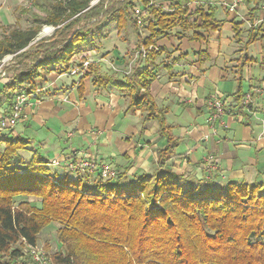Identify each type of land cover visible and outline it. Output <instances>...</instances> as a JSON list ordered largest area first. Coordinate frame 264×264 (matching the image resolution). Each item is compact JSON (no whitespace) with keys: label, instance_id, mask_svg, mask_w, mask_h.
I'll list each match as a JSON object with an SVG mask.
<instances>
[{"label":"trees","instance_id":"1","mask_svg":"<svg viewBox=\"0 0 264 264\" xmlns=\"http://www.w3.org/2000/svg\"><path fill=\"white\" fill-rule=\"evenodd\" d=\"M91 1L45 4L38 12L28 11L29 28H12L0 36V64L13 56L3 70L8 77H3L4 82L0 79V118L11 114L15 94H34L52 73L63 76L76 71L81 79L86 78L83 75L92 63L86 69L83 62L71 68L73 57L93 48L103 29L114 23L119 31L131 28L139 38L131 60L120 68L127 69L134 60L132 69L128 76L119 73L123 80H113L90 67L96 77L94 86L110 84L118 90L129 99L128 110H142L146 118L156 119L160 135L171 144L148 91L155 75L147 65L162 52L151 47L152 40L169 37L175 28L197 27V21L190 22L194 16L199 20L197 28L215 32L219 27L215 9L198 6L189 12L188 4L195 0H170L167 5L162 0L157 4L153 0H98L90 6ZM261 1L252 0L245 48L258 38L253 14ZM136 6L143 11L142 29L149 33L144 38L132 17ZM42 25L52 26L54 32L38 40ZM192 38L200 40L196 34ZM261 39L264 50V36ZM141 48L145 58L141 54L135 58ZM249 62L257 61L244 59L238 65L235 97L240 110L245 108L241 74ZM79 88L82 94L83 86ZM7 132L0 133V264H24L22 245L35 247L40 232L54 222L60 225L57 239L61 245L54 264H264L263 183L187 179L167 166L174 153L169 144L158 150L157 167L151 174L133 179L119 174L104 182L97 173L69 171L75 173L71 177L64 167L59 175L36 153L29 162L22 158L20 153L29 151V143Z\"/></svg>","mask_w":264,"mask_h":264},{"label":"crops","instance_id":"2","mask_svg":"<svg viewBox=\"0 0 264 264\" xmlns=\"http://www.w3.org/2000/svg\"><path fill=\"white\" fill-rule=\"evenodd\" d=\"M55 1L58 0H0L1 34L12 28H29L28 11L38 12L45 4ZM153 1L160 3V0ZM229 1L195 0L188 4L189 12H194L198 6L214 8L217 31L197 28L200 24L194 16L190 22L197 21V27L175 28L169 32V37L152 40L151 47L162 52L147 65L155 75L148 91L163 117L171 144L160 135L156 119L146 118L142 110H128L129 99L118 90L110 84L94 86L96 77L92 68L102 76L123 80L103 61H113L124 69L138 48L139 38L133 30L127 27L119 31L113 23L103 29L102 37L94 41L93 48L73 57L75 64L71 68L81 62L92 63V68L87 66L83 75L86 78L81 79L76 73L63 76L52 73L46 77L41 102L27 106L9 131L11 137L29 143V151L21 152L20 156L27 162L33 153L45 160L53 156L64 167L70 161L89 159L109 164L118 176L125 174L133 179L151 174L157 167L158 150L169 144L174 153L167 166L187 179L212 177L218 184H264V50L261 39L264 13L258 5L253 21L260 32L256 42L245 48L253 2L245 0L229 13ZM97 3L98 0H93L90 6ZM162 3L167 5L168 2ZM47 27L53 28L42 25L43 29ZM235 27H238V38ZM47 34L41 29L38 40L52 35ZM194 34L200 36L199 41L193 40ZM141 35L144 38L149 33L141 29ZM244 59L257 62L247 63L242 70L241 84L246 86L241 90V102L244 103V97L250 93L251 103L240 110L235 94L238 65ZM254 88L259 92H251ZM214 95L230 106V112L213 130L206 121V107ZM209 155L215 157L218 165L214 176H207L203 169V161Z\"/></svg>","mask_w":264,"mask_h":264},{"label":"built area","instance_id":"3","mask_svg":"<svg viewBox=\"0 0 264 264\" xmlns=\"http://www.w3.org/2000/svg\"><path fill=\"white\" fill-rule=\"evenodd\" d=\"M170 0H162V2H168ZM245 0H230L227 3V11L229 13H233L237 7ZM153 3H149L147 6H151ZM260 10L264 13V0L260 2L259 4ZM142 8L140 6H136L133 10V17L135 20V24L138 29H142L143 27V20H142ZM43 31H47V35H51L54 32V28H44ZM141 54L142 58H145V49L141 48V50L135 55L138 56ZM13 56H8L3 59L0 68L5 64L8 60H10ZM105 62V66L108 67L109 70L113 73H120L124 76H128L131 72L133 61L129 63L127 66V69L121 70L119 67H117L112 61H103ZM89 62L84 63L83 68H86L88 66ZM76 71H73L71 74H75ZM2 76H5V73H1ZM251 92H259L258 89L254 88ZM41 93V90H36L34 94H25V93H17L14 96L13 100V107L11 114L9 117H2L0 118V133L12 129L15 127L17 122L20 120L23 110L32 104H37L38 102H41V100L38 98ZM250 93H248L245 96L244 104L245 106H249L251 103V97ZM65 101V100H64ZM207 124L212 126V129L214 130V127L216 124L221 125L220 121L222 118L230 112V106L225 104L224 101H222L218 95H214L212 98H210L207 101ZM203 169L207 176H211L212 174H215L217 171V161L214 156L209 155L207 156L203 161ZM52 164L54 166H59L60 163L56 160L52 161ZM66 169L69 171H75L80 172L82 174H86L88 176L94 175L95 173L99 174L100 178L105 181L114 180L118 177V174L116 170L109 164L105 163H96L89 159H80L79 161H70L66 165ZM30 249V253L34 259L35 262L41 264L40 255L35 251L34 247H28Z\"/></svg>","mask_w":264,"mask_h":264},{"label":"rangeland","instance_id":"4","mask_svg":"<svg viewBox=\"0 0 264 264\" xmlns=\"http://www.w3.org/2000/svg\"><path fill=\"white\" fill-rule=\"evenodd\" d=\"M30 22H28L27 26H29V25L31 26L32 23H30ZM24 29H27V28L25 27ZM41 29L43 30V28H41ZM0 35H2L1 32H0ZM12 58L10 60H8L5 64H3V66L0 68V79H1L2 82H4L3 77H8V73H6V76H2L1 73H3V70L6 69L7 65L9 63H11ZM103 63H105V62H103ZM245 86L246 85L244 83H242L241 84V90L245 89ZM40 90L43 91L44 87L42 89H40ZM8 131H10V129ZM12 131L13 130H11V132ZM6 134H9V132H7ZM54 159L55 158H53V156H49V158H47V161L50 163L49 168H50V170L52 172H57L59 175H62V173H63L62 169H65L64 165L63 164H60V166L51 165V162ZM66 172L69 173L68 174L69 176L74 177L75 173L69 172L68 169L66 170ZM212 175L214 176V174H212ZM89 179H92V178H89ZM25 200L30 201L33 204L35 202L34 199H25ZM16 203L17 202L15 200V205H16ZM59 227H60V225L58 223L54 222V223L50 224L48 227L44 228L40 232V234L38 235L37 243H36V246L34 247V249L40 255V259L42 261L41 264H54L53 263V257L55 256V254L57 252L61 251V245L59 244L58 239H57V230L59 229ZM21 249H22V252L24 253V256H25V258H24L25 259V263L24 264H39V263L34 261L32 255L30 253V249H28L24 245H22ZM17 264H19V263H17Z\"/></svg>","mask_w":264,"mask_h":264}]
</instances>
